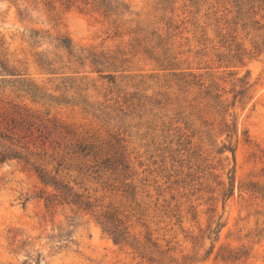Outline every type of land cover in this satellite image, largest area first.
<instances>
[{
    "label": "rangeland",
    "instance_id": "1",
    "mask_svg": "<svg viewBox=\"0 0 264 264\" xmlns=\"http://www.w3.org/2000/svg\"><path fill=\"white\" fill-rule=\"evenodd\" d=\"M0 264H264V0H0Z\"/></svg>",
    "mask_w": 264,
    "mask_h": 264
}]
</instances>
